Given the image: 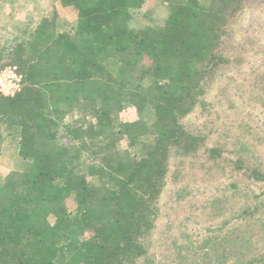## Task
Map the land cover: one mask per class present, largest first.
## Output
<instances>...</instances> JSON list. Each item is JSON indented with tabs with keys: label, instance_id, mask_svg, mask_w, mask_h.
Here are the masks:
<instances>
[{
	"label": "trees",
	"instance_id": "obj_1",
	"mask_svg": "<svg viewBox=\"0 0 264 264\" xmlns=\"http://www.w3.org/2000/svg\"><path fill=\"white\" fill-rule=\"evenodd\" d=\"M55 1L75 16L64 31L52 10L0 39V71L21 76L18 93L0 94V141L12 138L29 161L0 185V264H135L147 255L170 152L219 151L180 122L225 65L248 0H160L162 24L139 28L130 22L144 0ZM126 106L150 108L153 122L115 123ZM121 140L140 158L118 150ZM243 171L264 178L260 167ZM224 259L264 264V253Z\"/></svg>",
	"mask_w": 264,
	"mask_h": 264
},
{
	"label": "rangeland",
	"instance_id": "obj_2",
	"mask_svg": "<svg viewBox=\"0 0 264 264\" xmlns=\"http://www.w3.org/2000/svg\"><path fill=\"white\" fill-rule=\"evenodd\" d=\"M159 1L144 0L130 26L162 24L167 13ZM52 10L58 32L75 19L55 0H0V39L26 18L36 21ZM241 10L224 42L225 65L210 78L202 104L180 122L203 135L207 148L219 151L214 155L199 149L184 156L170 152L147 255L135 264H224L229 254L239 262L244 255L264 253V178L255 180L243 171L260 167L264 174V0H248ZM149 65L143 60L139 68ZM153 119L150 108L137 112L126 106L115 123L141 120L150 125ZM0 133L5 135L2 129ZM2 137L0 185L7 173L29 167L19 157L16 141ZM127 147L124 140L117 143L118 150L140 158L137 148ZM237 161L242 162L240 169ZM68 207L72 211L73 203Z\"/></svg>",
	"mask_w": 264,
	"mask_h": 264
},
{
	"label": "built area",
	"instance_id": "obj_3",
	"mask_svg": "<svg viewBox=\"0 0 264 264\" xmlns=\"http://www.w3.org/2000/svg\"><path fill=\"white\" fill-rule=\"evenodd\" d=\"M21 76L18 75L14 67H7L0 71V94L12 97L20 91Z\"/></svg>",
	"mask_w": 264,
	"mask_h": 264
}]
</instances>
